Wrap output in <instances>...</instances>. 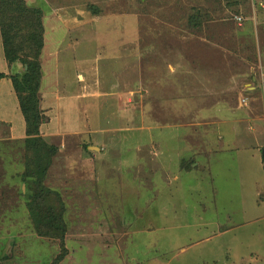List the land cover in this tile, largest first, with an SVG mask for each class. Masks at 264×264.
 <instances>
[{"label":"rangeland","instance_id":"374dc122","mask_svg":"<svg viewBox=\"0 0 264 264\" xmlns=\"http://www.w3.org/2000/svg\"><path fill=\"white\" fill-rule=\"evenodd\" d=\"M23 2L29 8L40 10L42 14L45 40L42 52L49 51L46 54L41 52L44 74L49 78L51 63L60 61L56 76L67 96H72L74 95L72 93L78 91L79 74L84 75L83 85L85 83V87L87 85L92 87L95 94L86 97L87 104L85 100L78 101L71 97L64 99L58 111L59 117H53L48 129L64 127V131H70L75 128L73 122L75 113L71 114L69 109L66 115L64 112L67 107H77L79 102L83 111L86 105L93 106L94 110L88 112L87 119L85 113H81L83 117L80 131L77 133L79 137L70 133L62 136H42L43 140L40 142L42 144L45 142L54 152L56 151L52 157L48 154L47 148H25L22 141L10 140L7 136V127L0 124V264H75L72 253L76 250V245H83L79 251L82 254L87 248H92V245H100L99 241L91 242L88 238L89 232L95 231L91 225L93 220L100 216L103 210L107 211L105 204H108L110 220L107 226L113 228L121 202L118 188L114 183L94 188L95 205L87 202L86 189L95 187L94 175L88 167L90 166L88 160L95 150L88 148L92 146L91 142L132 137L133 135L123 134L119 129L124 123L127 133L134 132L137 122L141 121L152 130L135 135L137 138L158 137L162 134L172 138L174 134V128H153L155 124L166 122L170 117L155 113L161 106L157 109L152 106L154 94L149 93L147 88L139 87L135 81L137 75L149 73L162 75L170 72L172 68V72L180 78L185 77L187 73L193 78L213 74L224 78L236 77L237 80L232 81V87L236 85V90L228 94L221 92V95L214 99H218L217 104L223 107L233 105L238 99L240 103L238 96L248 89V85L253 81L252 74L259 76V70H264V9H262L264 0H23ZM16 45L20 44L17 42ZM0 50L3 53L1 38ZM51 51L57 53L55 52L52 57L49 55ZM3 58H0L1 62ZM53 59L55 61H52ZM180 78L177 82L179 86ZM50 79L57 82L56 78ZM111 86H115L111 91L119 92L116 98L118 95L123 96L124 100L119 101V105L124 107L122 112L116 111L118 102H114L112 106L104 101L107 98L101 95L104 89ZM253 86L257 87L258 95L257 100H254L256 114L261 115L264 106V81L262 84L258 81ZM0 88L11 90L10 81L7 79ZM175 97L180 100L182 95ZM243 102L244 99L241 100V104ZM164 109L171 107L167 105ZM160 111L168 114L162 112V109ZM171 114L174 115V112ZM76 116L79 114L76 113ZM205 118L209 119L211 115ZM89 119L90 123L87 122ZM203 119L198 116L196 119L188 120L182 114H178L173 121ZM214 119L215 117L212 120ZM86 122L93 130L90 134H86ZM205 126L203 124L186 130L188 137L191 140L202 135L217 138L218 134L216 132L213 134L212 128ZM108 129L112 134L107 133ZM256 130L257 132L248 134L242 131L238 148L245 143L258 145L264 143V130L261 134L258 129ZM220 131L219 138L223 139L222 143L225 145L224 140L231 134L225 129ZM191 143L192 141L188 142L186 149L190 152L191 147V150L196 151L197 146ZM218 145L223 147L222 144ZM246 149L234 152L228 148V153H219L215 161L208 160L207 165L211 164L210 185L217 190L213 196L215 209L212 211L214 213L212 219L207 220L212 224L203 226L199 233L194 232L193 227L187 224L189 213L185 214L183 209L179 208L182 203V199L178 197L179 188L189 183L191 176L188 174L181 176L179 181L171 185L172 190L177 188L176 195L171 205H167L168 210L164 208L157 211L162 217L161 222L155 218V222L151 221V224H148L147 221L154 212L149 208L134 207L136 216L141 214L143 222L137 221V229L139 231L142 228L145 231L148 229L151 239L149 242L155 245L151 247L150 253L156 250L159 262L168 260L169 262L165 264H264L262 223L252 225L247 231L248 227L238 228L225 236L196 243L203 237L224 229L222 223L218 225L215 223L222 219V213L225 211L223 200H216L222 197L220 188L232 191V195H229L232 198L235 187L238 192L243 191L239 193L237 203H233L232 199L229 207L234 211L235 219L240 220L243 211H245L243 215H250L248 207L251 201L244 197L240 198V194L246 197V193L249 194L260 184H264V166L260 168L257 160L247 158ZM255 153L260 158L261 152L259 154V150H255ZM34 157L37 166L41 168L48 161L43 183L48 195L36 204L27 201L28 185L21 178L25 166ZM229 163L231 166L226 167ZM182 166L188 169L191 168V163L189 165L188 162H184ZM223 166L226 167L225 171ZM201 171L206 170L201 168L199 172ZM112 172L114 173L112 177L119 176L118 170L107 171L103 176L111 177ZM201 175L199 174V179L204 177ZM123 197L127 198L126 193ZM158 204L162 207L160 205L162 201ZM173 206L176 207L174 219ZM124 207L125 217H130L131 208ZM46 209L63 215L65 234L62 247L59 239L53 238L52 231L45 223ZM166 211L170 223L164 222ZM97 213L99 214L95 216ZM250 233L258 234L261 241H253ZM230 242L231 254L224 256V245ZM100 249L99 247L98 250ZM93 253H95L93 249H88L85 259L90 260L88 254ZM93 259L92 263L102 262L101 257Z\"/></svg>","mask_w":264,"mask_h":264},{"label":"crops","instance_id":"0c3cea01","mask_svg":"<svg viewBox=\"0 0 264 264\" xmlns=\"http://www.w3.org/2000/svg\"><path fill=\"white\" fill-rule=\"evenodd\" d=\"M44 41L45 40L43 38V46ZM55 50H57L56 47ZM47 52L49 51H43L42 54H46ZM55 52L57 53V51H51L49 55L53 57ZM1 57H4L3 53H1ZM42 58L43 57L40 53L38 59L41 65V79L38 90L39 109L45 116L48 117V122L39 127L40 135L43 137H51L62 136L65 133H70L78 136L77 133L80 131L81 117H83L81 113L84 112L85 119H87L86 116L88 112L90 110H94L91 105H86L84 111L83 108H81L82 104H80V102L79 105H77L78 108L76 106L67 107L66 109L63 108V110L65 109L64 115H66L68 109L71 111V114L72 112L75 113L73 116V122L76 127H73L72 130L64 131V127H60V129L59 127L56 129H48V127L51 125L53 117H59L58 111L61 109V104L64 99L71 97L72 99L78 101L85 100L87 104L86 97L95 95L92 91V87H89L88 85L85 87L86 84L84 83L83 85L82 83L84 82L82 79L84 75L79 74L77 75L79 79L78 91L76 93H72L74 94L72 96H67L66 92L61 89V83L58 81L56 76V73L58 74L57 65L60 61L57 62L53 59L52 61L55 62L51 63L52 65L50 67V77L56 78L57 82H55L44 74ZM25 69L26 66L22 67L19 63H15L9 67L3 58L2 62L0 60V73L5 74L7 77L0 79V85H4L7 79L10 81V73H20ZM170 69V72L162 75H157L155 73L137 75L135 81L139 84L141 89L147 88L149 93L154 94L152 106L156 109L161 106L162 112H168V114L161 113V109H158L157 112L154 111L157 115L164 117L169 116L170 118L166 122L162 121L163 123L155 124L153 128H174L172 138L165 137L163 134L158 137H135V135H139L143 131L152 130L150 126L143 124L141 121L137 122L134 132L127 133V128L124 123L119 129V131L123 134H129L130 136L133 135L132 137L103 139L99 142H91L92 146L88 147L92 150L95 149L92 151V157L88 160L90 165L88 166L89 170L94 175L93 185L95 187L86 189L85 197L86 200L88 198L87 202H91L92 205H95L93 195H95L96 190L94 188L98 189L100 188V185L106 186L110 185V183H114V186L118 188L121 202H119V214H117L116 218H114L116 221L114 223L117 225L115 224L113 228L107 226L110 220L108 219L110 216L108 204H105L107 211L105 212V210H103V213L93 220L94 222L91 225H93L95 231H90L88 238L91 239V242H93V240L99 241L100 245H92V248H87V250L93 249L95 252L93 254H88L90 260L85 259L87 257V250L84 254L79 252L83 245H76V250L72 253V259L75 260V264H84V259L85 264H95L92 263L94 262V257H101L100 260L102 262H98L96 264H165L166 262H169L168 260L159 262V255L156 250L155 252L150 253L152 250L151 247H154L155 245L149 242L151 239H149L150 233L148 232V229L146 231L143 228V230L140 229L141 231L137 229L136 225L138 224L136 223L137 221L140 223L142 222V215L140 214L136 216L134 207L139 209L149 208L152 212H154L153 216L150 217L151 219L147 221L148 224H151V221L155 222V218L161 222L162 217L158 215L157 211L164 208L168 210V206L171 205V202L174 200L176 195L177 188L172 190L171 185H174L176 181H179L181 176L188 174L191 176L189 178V183L184 187L179 188L178 197L182 199V203L179 208H182L185 214L186 212L189 213V221L187 224L193 227L194 232L197 231L199 233L203 226L212 224V222H207V220L209 221L212 219V215L214 216L212 211L215 209L213 202L215 199L213 196L217 190L210 185L211 164L207 165L208 160H210V162L215 161L217 159L216 157L219 156V153H228V148L230 151L234 150V152H238V150L243 151L247 148L245 152L246 157L252 160H257L260 168L264 166V143L260 145L245 143L244 146L238 148L240 140L239 136L243 134L242 131H244L245 134H248L257 132L256 129H258V132L261 134V131L264 130V106L262 114H256L254 100H257L258 95L256 90L257 87L253 86V84H257L258 81L261 84L263 83L264 70H259V76L252 74L253 81L248 85V89L242 91L240 96H238V98H240V103L238 99L233 105L223 107L222 105H218V99L214 98H218L221 95V92H226L228 94L231 93V91H235L236 85L232 87V81L234 82L237 80L236 77L224 78L220 75L213 74L210 76H199L193 78L191 74L187 73L185 77L182 76L180 78L172 72V68ZM179 78L181 79V86L177 83ZM50 81L52 82L51 84ZM114 87L115 86H111L104 89L101 92V95L106 97L107 99H104V101L106 100L107 103L112 106L114 102H118L116 105V111L122 112L124 111V107L119 105V101L121 102L124 99L122 95H118L117 98L115 97L117 96V93L119 94V92L111 91ZM157 87L160 88L158 89ZM83 89L85 93L84 91L83 93L81 92ZM179 90H181V92H177ZM180 95H182V97H180V100H177L178 98L175 96ZM242 99H244L243 104H241ZM214 101L216 102L214 103ZM167 105L170 106L171 109H164ZM173 112L174 115L171 114ZM76 113H78L80 117H77ZM178 114H182V116L188 120L196 119L198 116L204 119L186 122L173 121V118ZM207 115H211V118L206 119L205 117ZM214 117L215 119L212 120ZM89 121L90 119L87 122ZM87 122L85 123V128L87 130L86 134H90L93 130L88 126ZM0 124L7 127V136L10 140H22L25 138V125L19 111L18 102L13 88H11V90H4L0 88ZM203 124L207 127H211L213 134L215 132L218 134L217 138L202 135L191 140L188 137L186 130L193 127L203 126ZM220 129L228 130L231 134V136H228L224 140L225 145L222 143L223 139L219 138L221 133ZM106 131L107 133H111L109 132V129ZM189 141H192L191 144L197 146L196 151L195 149L191 150V147L190 152L186 149V145ZM218 144H222L223 147ZM116 148H118V154L116 153ZM255 150H259V154L261 152L260 158L256 155ZM195 153L198 155H194ZM116 155H118L117 160ZM196 156L197 159H195ZM219 160L221 161V158H219ZM184 162H188L189 165L191 163V168H183L182 164ZM213 165L215 167L214 163ZM228 166H231V164L229 163L226 165V167ZM226 167L223 166L224 171ZM201 168H204L206 171L199 172ZM114 170H118L119 176H121L120 179L119 176L116 175L112 177L114 175L113 172L111 177L103 176L105 172ZM120 173H123V175H120ZM199 174H202L204 177L199 179ZM235 188L233 198L229 196L232 195V191H226L223 188L219 189L222 197L216 198V200H223V204H221L225 207V211L222 213V219L217 220L215 223L216 225L222 223L224 229H221L220 231H217L216 229L217 232L215 234L203 237L200 241L196 242L197 244L201 241H210L214 237L225 236L226 234L233 233L238 228L248 227L246 229L247 231L252 225H261V223L264 224V184H260L255 191H251L249 194L246 193V197L245 195L240 194V198L244 197L245 199H250L251 201L249 202L250 206L248 207L250 215H243L245 214V211H243L242 214L240 213V220L239 218L235 219V213L230 209L231 207H229L232 203V199L234 200L233 203H237L239 193H243V191L238 192L237 187ZM78 191L80 192L81 189L79 188ZM125 193L127 198L123 197ZM78 199L81 200L79 196ZM159 201H162V204H160L162 207L159 206ZM124 206H129L133 215L130 214V217H125ZM224 207H221V209H224ZM175 212L176 207L173 206L172 215H174ZM98 214L99 213L95 216ZM175 217L176 215L172 218L174 219ZM232 218H234L233 221L231 220ZM204 220L206 222H204ZM164 222L170 223L167 211ZM104 224H106V226ZM250 236L253 237V241L255 240L260 242L261 240H264V235L261 240L260 236L256 233H250ZM99 247L101 248L100 250H98ZM224 250V256L231 254V242L224 245ZM145 253H147V255H144Z\"/></svg>","mask_w":264,"mask_h":264},{"label":"trees","instance_id":"16d2710c","mask_svg":"<svg viewBox=\"0 0 264 264\" xmlns=\"http://www.w3.org/2000/svg\"><path fill=\"white\" fill-rule=\"evenodd\" d=\"M41 15L40 10L27 7L23 0H0V38L4 59L9 67L15 63L22 67L26 66L24 71L9 75L25 125V138L14 141H22L25 148H47L48 154L52 157L56 151L54 152L45 142L43 144L40 142L43 137L39 132V127L48 122V117L39 109L38 97L41 79V65L38 59L44 35ZM17 42L20 45H16ZM5 77H7L5 74L0 73V79ZM47 164L48 161L43 168L38 167L34 157L25 166V172L21 176L22 181L28 185L26 199L32 204L48 195L47 189L43 186ZM45 223L52 231L53 238L59 239L62 247L65 234L63 215L46 209Z\"/></svg>","mask_w":264,"mask_h":264},{"label":"built area","instance_id":"2783aa9c","mask_svg":"<svg viewBox=\"0 0 264 264\" xmlns=\"http://www.w3.org/2000/svg\"><path fill=\"white\" fill-rule=\"evenodd\" d=\"M262 9H264V7L262 8ZM240 18H238V20H239ZM240 21V20H239Z\"/></svg>","mask_w":264,"mask_h":264}]
</instances>
